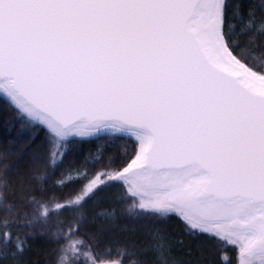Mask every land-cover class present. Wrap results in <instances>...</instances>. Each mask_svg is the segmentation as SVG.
<instances>
[{
    "label": "snow or ice",
    "instance_id": "6c2138e0",
    "mask_svg": "<svg viewBox=\"0 0 264 264\" xmlns=\"http://www.w3.org/2000/svg\"><path fill=\"white\" fill-rule=\"evenodd\" d=\"M0 264H264V0H0Z\"/></svg>",
    "mask_w": 264,
    "mask_h": 264
},
{
    "label": "trees",
    "instance_id": "16d2710c",
    "mask_svg": "<svg viewBox=\"0 0 264 264\" xmlns=\"http://www.w3.org/2000/svg\"><path fill=\"white\" fill-rule=\"evenodd\" d=\"M107 206V205H105ZM91 227L93 229L97 228L98 225H91ZM107 227V225H106ZM54 230V229H53ZM112 238H116V239H120L123 240L125 238V234L121 233L119 228H109V230L107 232H105L103 238H102V242L103 243H107L109 242ZM36 243L38 244H42L43 240L40 237H37Z\"/></svg>",
    "mask_w": 264,
    "mask_h": 264
}]
</instances>
